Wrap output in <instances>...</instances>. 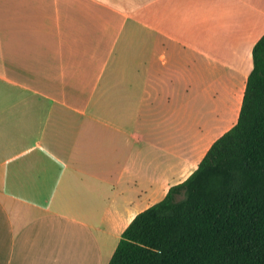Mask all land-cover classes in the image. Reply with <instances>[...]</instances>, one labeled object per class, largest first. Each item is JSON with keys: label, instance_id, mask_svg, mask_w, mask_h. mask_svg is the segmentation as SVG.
Segmentation results:
<instances>
[{"label": "crops", "instance_id": "1", "mask_svg": "<svg viewBox=\"0 0 264 264\" xmlns=\"http://www.w3.org/2000/svg\"><path fill=\"white\" fill-rule=\"evenodd\" d=\"M264 0H0V264H108L238 119Z\"/></svg>", "mask_w": 264, "mask_h": 264}, {"label": "trees", "instance_id": "2", "mask_svg": "<svg viewBox=\"0 0 264 264\" xmlns=\"http://www.w3.org/2000/svg\"><path fill=\"white\" fill-rule=\"evenodd\" d=\"M236 124L137 214L108 264H264V35Z\"/></svg>", "mask_w": 264, "mask_h": 264}]
</instances>
